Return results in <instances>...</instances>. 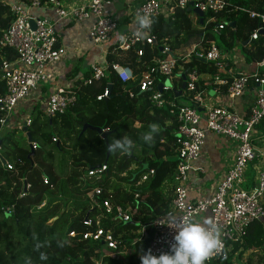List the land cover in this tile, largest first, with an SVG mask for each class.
Wrapping results in <instances>:
<instances>
[{
  "label": "trees",
  "instance_id": "16d2710c",
  "mask_svg": "<svg viewBox=\"0 0 264 264\" xmlns=\"http://www.w3.org/2000/svg\"><path fill=\"white\" fill-rule=\"evenodd\" d=\"M226 2L224 10L205 14L202 23L187 8L177 10L171 18L162 14L155 17L152 33L156 45L167 39L174 50L179 43L200 36L198 49L206 50L209 42L215 40L217 46L230 50L235 43L248 41L260 24L258 18L249 16V12L264 13V0ZM221 19H225L227 25L216 38L212 28ZM9 21L6 7L0 5V31ZM231 22L234 24L230 25ZM139 47L143 48L140 59L132 50L121 51L114 43L107 48L105 62L108 65L113 62L128 65L138 77L158 50L154 45ZM243 51L248 60L261 61L264 58V35L260 34L257 40L244 46ZM15 57L11 49L0 48V68L3 62H10ZM192 69L198 74H214L217 70L215 66L193 58L189 62L177 61L174 74ZM1 75L0 69V97L5 93ZM180 83L181 78L176 77L175 86ZM108 84L111 85L108 96L97 100ZM127 89L133 92L132 98ZM147 94L139 91L137 80L124 87L116 75L107 70L100 81L77 90L74 105L64 114L47 118L33 109L28 132L36 144L35 149L28 142L15 141L12 132L0 137V264H95L98 261L100 264H141L140 256L149 250L152 220L167 213L176 165L174 119L167 109L152 107ZM84 124L107 132L109 144L124 138L131 140L132 144L127 152L110 151L107 157V146L101 134L90 129L80 134ZM152 125H156L158 131L149 144L143 137ZM35 135L60 151L70 148L71 159L64 175L58 173L56 165L42 159V148ZM24 139H27L26 135ZM4 161H8L12 168L7 169ZM101 165L106 166L101 177L88 176L89 169ZM149 169L153 174L141 181ZM121 175L120 180L125 185L116 182ZM62 176L64 179L60 178ZM43 178H46V184ZM23 180L29 185L27 191L23 190ZM95 187L102 191L99 202L107 198L113 205L131 206L135 210L131 221L125 223L112 214L99 213L97 208H92L87 194ZM46 196L55 200L44 209H35ZM59 196L69 201L62 202L57 199ZM4 207H12V214L7 215ZM86 215L92 223L99 217L101 227L112 234L119 249L127 250L125 257L108 255L101 251V241L83 237L95 228L94 224L83 223ZM54 216L58 218L48 225ZM239 248L237 263L264 264V218L249 224L243 243L235 245L233 252ZM245 253L246 257L241 261V255ZM232 260L231 253L209 264H233Z\"/></svg>",
  "mask_w": 264,
  "mask_h": 264
},
{
  "label": "built area",
  "instance_id": "2783aa9c",
  "mask_svg": "<svg viewBox=\"0 0 264 264\" xmlns=\"http://www.w3.org/2000/svg\"><path fill=\"white\" fill-rule=\"evenodd\" d=\"M111 2L112 0H0V5L6 7L10 15L9 23L0 31V48H9L16 54L13 60L3 62L0 68L5 87V93L0 97V129L7 125L10 115L21 101L42 85L55 80V74L49 66L61 61L66 54V48L59 44L56 29L58 21L77 24L89 21L87 36L106 55L107 49L103 45L110 41L117 28V21L108 9ZM190 2L204 15L222 11L227 5L226 0H145L133 10V14L136 18L148 15L152 21L161 14L171 18L177 10L188 8ZM36 8L50 9L56 19L33 14L31 11ZM249 16L260 21L258 28L250 35L251 40H256L264 30V13L249 12ZM30 22L34 23V28ZM152 24L146 30L137 26L136 30L122 35L117 43L119 50H132L138 59L143 55V48L139 45L157 47L149 66L138 77L128 65L93 62L89 65V75L72 86H54L42 105V113L47 118L64 114L74 105L77 90L100 81L107 70L112 71L124 87L137 80L139 91L148 93L147 100L150 105L156 109H167L176 124V165L172 179V197L167 213L155 217L151 222L149 249L154 255L169 252L178 225L183 219L201 221L205 212H209V223L217 225L221 230V247L210 255L205 264L231 253L234 263L241 251L239 248L233 252L234 246L243 243L249 224L264 218V150H257L252 144V133L264 119V58L255 62L256 68L253 72L229 71L228 80L220 79L217 72L213 76L214 83L227 85L226 95L229 100L240 97L249 83L255 85V101L246 115H240L226 105L209 104L204 87L211 83L201 82L200 86L195 69L184 72L186 83L180 97L185 102H180V97L174 94L179 87L175 86L174 81L178 77L174 74L176 62H189L197 58L215 66L217 70L223 69L225 65L221 51L214 41L209 42L206 50L198 49V45L173 50L167 39L156 45ZM226 25L225 19L219 20L212 28V33L220 35ZM166 78L170 81L168 86L164 84ZM127 93L130 98L134 96L130 89H127ZM108 94L109 91L105 89L96 99L102 100ZM29 124L30 120H26L17 128L21 130L24 125L28 127ZM206 132L226 137L234 143L232 161L217 180L210 196L190 201L188 184L208 172L206 163L196 164ZM30 145L32 149L36 148L34 142ZM251 162L261 166L255 168L253 186L246 189L245 173ZM4 166L7 169L12 168L8 161H4ZM105 171L106 166L101 165L89 169L87 174L89 177L99 178ZM152 174V169L147 170L141 181H145ZM43 182L47 183L46 178H43ZM28 187L26 180H23V190L27 191ZM101 192L99 187H95L87 194L92 208H97L99 213L112 214L123 222L131 221L135 213L131 206L113 205L107 198L99 202ZM3 210L7 215L13 212L12 207H4ZM83 223L88 226L95 225L92 231L83 234L84 238L101 241L109 249L108 255L121 254L122 250L112 234L101 227L99 217L94 223L89 218L83 220ZM70 235L73 236L74 233Z\"/></svg>",
  "mask_w": 264,
  "mask_h": 264
},
{
  "label": "crops",
  "instance_id": "0c3cea01",
  "mask_svg": "<svg viewBox=\"0 0 264 264\" xmlns=\"http://www.w3.org/2000/svg\"><path fill=\"white\" fill-rule=\"evenodd\" d=\"M145 0H112L109 6L110 15L117 21V28L112 34L110 41L106 42L103 47L107 49L114 43H118L122 35L132 32L137 28V18L133 14V10L142 4ZM164 1V0H163ZM33 14L56 19L50 9L36 8L31 11ZM89 21L81 23H73L69 21H58L56 29L59 34V44L66 48V54L61 61L56 63L52 68L55 74V80L52 83H46L40 88L33 91L30 96L21 101L8 119L5 127L0 129V137L8 133V129L17 128L24 124V117L30 116L34 111L42 113L43 104L49 93L56 85L72 86L89 73V65L93 62L102 64L105 62V55L102 51L95 47L87 36V27ZM179 35H182L180 33ZM261 35H264V30ZM216 36V38H218ZM182 39V36H180ZM202 37L191 38L186 42H181L177 49L188 48L198 45ZM257 40V39H256ZM216 43L215 40H212ZM253 41V40H252ZM248 41L240 44L235 43L233 48L226 50L222 46H218L222 54V62L225 65L223 69L216 72L220 79L228 80L232 72H253L256 68L253 60H248L243 51L244 46L251 44ZM217 44V43H216ZM54 64V63H53ZM180 72V71H178ZM215 74V73H214ZM214 74L200 73L198 74V82L202 86L203 82H210L209 86H205L208 103L212 105H226L240 115H246L255 101V85L249 83L243 94L236 99L229 100L226 95V84H216L213 82ZM175 81V80H174ZM202 82V83H201ZM180 99V98H179ZM182 99V100H181ZM181 102L185 99L181 98ZM24 112V115L21 113ZM204 125V123H202ZM24 133V132H23ZM252 144L257 150H264V119L255 127L252 133ZM234 150V143L228 138L219 136L212 132H206L204 144L201 149V155L196 164L206 163L208 172L198 176L188 184V200L193 201L202 197H208L212 193L217 180L223 172L230 166L231 158ZM254 177L245 173V188L250 189L254 184ZM62 199V197H59ZM209 222V212H205L203 220L200 222ZM119 255L125 257L127 250L121 249Z\"/></svg>",
  "mask_w": 264,
  "mask_h": 264
},
{
  "label": "clouds",
  "instance_id": "9594fccd",
  "mask_svg": "<svg viewBox=\"0 0 264 264\" xmlns=\"http://www.w3.org/2000/svg\"><path fill=\"white\" fill-rule=\"evenodd\" d=\"M152 23L153 21L148 15L137 17L139 29H150ZM157 131V126L152 125L150 131L144 135V141L150 144ZM131 144V140L124 138L123 140H113L108 148L109 151L127 152ZM220 234L221 230L215 224L185 218L178 225V230L173 237L174 243L169 252L154 255L149 249L140 256V262L141 264H205L210 255L221 247ZM41 259L44 257L42 256Z\"/></svg>",
  "mask_w": 264,
  "mask_h": 264
},
{
  "label": "rangeland",
  "instance_id": "374dc122",
  "mask_svg": "<svg viewBox=\"0 0 264 264\" xmlns=\"http://www.w3.org/2000/svg\"><path fill=\"white\" fill-rule=\"evenodd\" d=\"M52 65L54 67L56 65V63L51 64L49 67L52 68ZM180 99H181V97H180ZM21 115H24V112H22ZM26 120H30V116L29 117L28 116H25L24 117V121H26ZM11 132H12L11 135L13 136V138H15V141H18V142H26V143L28 142L27 139H24L25 133L23 134L22 129L20 130V129H18V128H16L14 126V128L8 129V133H11ZM35 139L38 140V143L40 144V147L42 148L41 149V157H42V159H44L46 162H48L50 164L56 165L58 167V169H57L58 173L64 175V173L68 169V165H69L70 159H71L70 158L71 157V152L69 150L70 148L69 149H65L63 151H60V150H58V148L55 145H53L52 143L43 141L37 135H35ZM260 166H261L260 164H256V163H252V162L249 163V165H248V167L246 169L247 175L252 176V177H255V168L256 167L258 168ZM122 177H123V175H121L118 178L119 180H116V182L118 184H120V185H125V183L122 180H120V178H122ZM60 178L61 179H64V176H62ZM59 197H62V199H59ZM59 197L57 199L61 200L62 202L69 201L68 199H66L63 196H59ZM54 200L55 199L53 197L46 196L44 198V200L41 202V204L38 205L35 209H37V210L44 209L45 207L51 205L52 201H54ZM61 205H63V203H61L60 206ZM0 219H2V216L1 215H0ZM100 248H101V251L104 252V253H108V251H109V249H107V247L105 245H101ZM245 257H246V253L241 255L240 260L242 261ZM237 261L238 260H235V262L233 264H239V263H237Z\"/></svg>",
  "mask_w": 264,
  "mask_h": 264
},
{
  "label": "water",
  "instance_id": "95a60500",
  "mask_svg": "<svg viewBox=\"0 0 264 264\" xmlns=\"http://www.w3.org/2000/svg\"><path fill=\"white\" fill-rule=\"evenodd\" d=\"M187 11H190L192 12L193 14L197 15L200 19V23H202V20H203V17H204V14L202 11H200L198 8L194 7V4L192 2L189 3V6L187 8ZM31 24V27L34 28L35 25L33 22H30ZM234 23H230V25H233ZM176 76L180 77L181 78V83H180V86L178 87V89L174 92L175 96L176 97H180L181 94H182V91L184 90L185 88V83H186V76H185V73L184 72H180V73H177ZM165 85H170V81H169V78H166L165 79V82H164ZM111 88V85L108 84L107 85V90L109 91ZM159 90L161 89L160 85H159ZM86 129H90V130H93V131H96L97 133L101 134V137L102 139L104 140L106 146H107V152H106V156L108 157L109 156V142H108V133L107 132H104L102 131V129L98 128V127H95V126H91L89 124H84L82 126V129L80 131V134L83 133ZM22 131L25 133L26 137H27V140H28V144L30 145L32 143V138H31V135L30 133L28 132V127L26 125L23 126L22 128ZM0 144H1V141H0ZM31 154H33V152L31 151ZM24 185H25V182H24ZM58 218V216H54L52 217L49 221H48V225H51L56 219ZM88 218V215L85 216L84 220H87ZM130 222V221H129ZM129 222H125V223H129Z\"/></svg>",
  "mask_w": 264,
  "mask_h": 264
}]
</instances>
